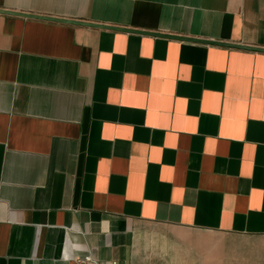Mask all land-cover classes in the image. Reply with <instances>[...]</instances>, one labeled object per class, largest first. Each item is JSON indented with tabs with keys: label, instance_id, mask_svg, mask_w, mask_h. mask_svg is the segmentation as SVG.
<instances>
[{
	"label": "crops",
	"instance_id": "0c3cea01",
	"mask_svg": "<svg viewBox=\"0 0 264 264\" xmlns=\"http://www.w3.org/2000/svg\"><path fill=\"white\" fill-rule=\"evenodd\" d=\"M0 8V264H264V0Z\"/></svg>",
	"mask_w": 264,
	"mask_h": 264
},
{
	"label": "water",
	"instance_id": "95a60500",
	"mask_svg": "<svg viewBox=\"0 0 264 264\" xmlns=\"http://www.w3.org/2000/svg\"><path fill=\"white\" fill-rule=\"evenodd\" d=\"M0 12L18 14V15H23V16H31V17L49 19V20L65 21V22H71V23L91 24V25H96V26L111 27V28L120 29V30H128V31L130 30V31H137V32L148 33V34H156V35L159 34L157 32L146 31V30H134L131 28L120 27V26H111V25L100 24V23H95V22H84V21H78V20H73V19H68V18H60V17H54V16L40 15V14H30V13L18 12V11H13V10H6V9H1V8H0ZM160 35H165L168 37H178V38H182V39H194V40L199 39V38H189V37H185V36H178V35H173V34H160ZM203 41H209V40H203ZM210 42L264 51V48H262V47L248 46V45L236 44V43H231V42H220V41H210Z\"/></svg>",
	"mask_w": 264,
	"mask_h": 264
},
{
	"label": "built area",
	"instance_id": "2783aa9c",
	"mask_svg": "<svg viewBox=\"0 0 264 264\" xmlns=\"http://www.w3.org/2000/svg\"><path fill=\"white\" fill-rule=\"evenodd\" d=\"M93 264H104L100 260H93ZM111 264H119L118 260H112Z\"/></svg>",
	"mask_w": 264,
	"mask_h": 264
}]
</instances>
